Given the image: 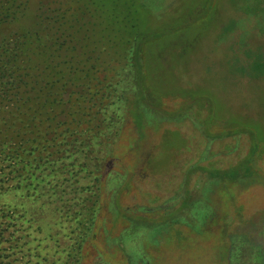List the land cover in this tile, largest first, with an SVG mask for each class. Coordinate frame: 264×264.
<instances>
[{
  "label": "trees",
  "instance_id": "trees-1",
  "mask_svg": "<svg viewBox=\"0 0 264 264\" xmlns=\"http://www.w3.org/2000/svg\"><path fill=\"white\" fill-rule=\"evenodd\" d=\"M131 2L0 0V264H55L43 247L52 235L44 224L45 206L57 215L50 226L59 233L64 223L59 208L65 200L63 185L71 180L80 185L82 173L94 175L97 181L110 171L123 175L114 165L138 149L148 126H178L188 119L202 141L196 156L182 158L184 151L193 149L194 138L167 127L142 168L147 177L152 175L156 187L163 184V176L165 185L173 186L171 195L161 200L178 204L160 214L169 218L173 212V223L180 218L191 224L187 216L194 202L216 203L213 190L253 178L255 142L235 165L224 168L205 162L215 154L213 141L242 132L252 137L251 129L242 130L230 120L221 124L211 115L205 93L197 101H189L185 92L155 93L146 75L154 64L151 43L166 31L146 36L139 0ZM243 51L256 73L243 66L242 77L250 81L263 77L261 56L253 57L247 48ZM177 96L184 97L182 105L167 104L166 98ZM126 128L136 134L128 145ZM123 168L128 170L129 164ZM128 172L129 179L116 197L118 213L134 225L149 226L155 222L145 215L149 209L141 214L139 210L147 209L144 205L133 211L120 201L135 174ZM196 173H208L209 178L194 190L189 183ZM47 194L49 203L41 199ZM10 195H18L19 201L11 202ZM159 198L153 196L149 203ZM32 201L41 202L38 221L31 220L25 208Z\"/></svg>",
  "mask_w": 264,
  "mask_h": 264
},
{
  "label": "rangeland",
  "instance_id": "rangeland-1",
  "mask_svg": "<svg viewBox=\"0 0 264 264\" xmlns=\"http://www.w3.org/2000/svg\"><path fill=\"white\" fill-rule=\"evenodd\" d=\"M139 4L145 35L166 31L151 43L154 56L150 62L154 64L146 75L155 93L185 92L189 101H197L196 97L205 93L211 115L221 119V124L230 120L242 130L251 129L252 137L242 132L213 141L215 154L205 162L224 168L235 165L250 152L253 142L258 149L253 160L255 173L253 178L229 182L228 189L213 190L211 198L216 203L207 199L194 202L189 213L192 218L187 216L191 224L180 218L173 223V212L169 218L160 216L165 208L178 204L173 199L161 200L171 195L173 186L165 185L163 176V184L156 187L152 175L147 177L142 168L167 127L179 128L194 138L193 149L184 151L182 158L196 156L202 141L188 119L178 126H148L138 149L127 152L124 160L114 165L123 175L110 171L97 181L94 175L82 173L85 177L80 178V185L72 180L63 185L65 200L59 208L64 223L59 233L50 226L57 215L45 206L44 224L52 230L44 240L47 259L55 264H264V250L256 246L257 242L264 244L260 235L264 234V76L254 81L242 77L243 66L256 73L244 49L264 61V0H139ZM124 6L126 9V1ZM150 15L156 18L151 20ZM166 102L180 106L184 97L166 98ZM134 137L136 134L126 128L125 145ZM126 164L135 174L120 201L133 211L144 205L147 209L139 210L141 214L149 209L145 215L155 218L149 226L134 225L118 213V189L129 179L128 170H123ZM208 178V173H196L189 186L196 190ZM156 195L160 200L150 204L149 199ZM8 199L19 201L18 195ZM41 199L49 203L50 197L47 194ZM40 204L32 201L25 205L33 221L41 217ZM73 204L76 210L70 206Z\"/></svg>",
  "mask_w": 264,
  "mask_h": 264
},
{
  "label": "flooded vegetation",
  "instance_id": "flooded-vegetation-1",
  "mask_svg": "<svg viewBox=\"0 0 264 264\" xmlns=\"http://www.w3.org/2000/svg\"><path fill=\"white\" fill-rule=\"evenodd\" d=\"M260 235H261L262 237H264V234H262V232L260 233ZM256 246H257L261 251L264 250V244L261 245L260 242H257V243H256Z\"/></svg>",
  "mask_w": 264,
  "mask_h": 264
}]
</instances>
